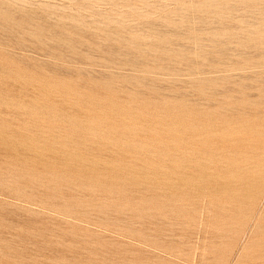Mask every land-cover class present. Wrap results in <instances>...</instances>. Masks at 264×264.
<instances>
[{
    "label": "rangeland",
    "instance_id": "rangeland-1",
    "mask_svg": "<svg viewBox=\"0 0 264 264\" xmlns=\"http://www.w3.org/2000/svg\"><path fill=\"white\" fill-rule=\"evenodd\" d=\"M0 264H264V0H0Z\"/></svg>",
    "mask_w": 264,
    "mask_h": 264
}]
</instances>
